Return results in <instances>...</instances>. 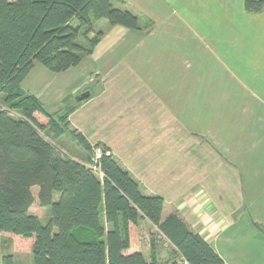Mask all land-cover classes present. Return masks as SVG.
I'll return each instance as SVG.
<instances>
[{"label": "crops", "instance_id": "crops-1", "mask_svg": "<svg viewBox=\"0 0 264 264\" xmlns=\"http://www.w3.org/2000/svg\"><path fill=\"white\" fill-rule=\"evenodd\" d=\"M123 1L151 30L104 25L87 61L102 89L90 85L68 130L106 147L144 195L164 200L162 220L177 214L224 264H264V11L247 14L243 0ZM80 64L55 74L35 63L21 89L51 112L65 98L73 104L90 91ZM230 88L250 97L252 124L241 119L234 128L230 112L244 109L222 108ZM182 104L191 107L188 119L175 107ZM246 128L253 142L245 146ZM171 250L158 251L159 260H171Z\"/></svg>", "mask_w": 264, "mask_h": 264}, {"label": "trees", "instance_id": "trees-1", "mask_svg": "<svg viewBox=\"0 0 264 264\" xmlns=\"http://www.w3.org/2000/svg\"><path fill=\"white\" fill-rule=\"evenodd\" d=\"M123 0H0V235L30 243L32 264H224L210 245L177 215L162 220L164 200L144 195L138 182L101 145L102 178L67 156L54 142L68 131L85 151V138L69 131L79 103L65 98L49 111L21 83L35 63L51 73L77 67L92 54L103 32L93 21L140 31ZM247 14L264 11V0H243ZM92 34V36H91ZM49 210L42 225L29 209L31 189ZM148 220L170 244L171 260L160 261L151 234L146 261L138 226ZM0 264H14L2 253Z\"/></svg>", "mask_w": 264, "mask_h": 264}, {"label": "rangeland", "instance_id": "rangeland-1", "mask_svg": "<svg viewBox=\"0 0 264 264\" xmlns=\"http://www.w3.org/2000/svg\"><path fill=\"white\" fill-rule=\"evenodd\" d=\"M9 1H14V0H9ZM183 2L188 3L189 0H183ZM124 5H125L124 7L128 11L131 10L130 11L131 13L135 12L137 9V7L134 6L133 4L132 5L134 6V9L130 8V6L126 3ZM185 6L187 8L191 7V6L188 7L187 4H185ZM128 8H130V9H128ZM137 14H135V15H137ZM160 17L165 18V16H161V15H160ZM104 25H107V21H105V20L93 21L94 33H96L97 31H100V30L103 31ZM139 26L141 28V30H140L141 33H146V32H150L152 24H147L146 21H143V23L140 22ZM177 27H179V26H177ZM91 36H92V34H91ZM133 54H134V51L129 52L128 56L130 59H132L131 57ZM89 56H86L83 59V61L80 64L81 67L79 68V70L81 69L80 71L83 72L82 73V79H84L85 76H89V78L86 80V85L87 86L89 85L87 87V89L90 90L88 92L91 95L92 87L90 85L92 83H96L99 88H97V90H94V92L100 91L102 89L103 78H102V75L100 74V72L98 74L92 73L91 68H90L91 63L87 62ZM135 56H138V53H136ZM133 66L135 68L139 69L140 65L134 64ZM231 81L232 80L230 79V82ZM134 87L136 88L135 85H134ZM82 91H87V90L83 89ZM166 91H168V90H166ZM216 91H218V90H216ZM223 92L224 93L221 96L223 99L225 98V100H223L224 103L222 105L223 106L222 108H226L227 111H229L230 109H233V107H231V106H233L234 103L238 102L239 104H242V105H239V110H240V108L244 109V112H242V114H241L242 116L240 115V113H239V115H236L238 112H232V113L230 112V121H234L233 122L234 128L236 127L238 121L241 122V119H245L246 124L247 123L252 124V116H251V105L252 104H251L250 97L246 94V92H244L243 90H241L239 88H234V89L230 88L228 91H223ZM227 92H228V94L226 96ZM219 94H221V93H219ZM182 97H183V95H182ZM185 97H188V91L185 93ZM74 99H75V96L72 97V101H75ZM1 103H2V100H1V96H0V105H1ZM246 104H249V105H246ZM61 105H62V102H60V105L56 108V110H58L61 107ZM175 107H177L176 109H179L178 111H182V113L184 112V114L186 116L185 119H188L187 110L189 111L191 107H189L188 105H183V104L181 106H175ZM211 115H214V114H209V117ZM215 116H217V115H214V117ZM214 117H213V120H214ZM231 119H233V120H231ZM204 120H205V118H204ZM251 128H252V125H250L249 129H251ZM249 129L246 130V132H248L247 133L248 136L246 138H244L245 142H246L245 146L248 142H250V144H252V142H253L252 134H251L252 132ZM234 136H236V134ZM236 138L237 137H234L232 139L236 140ZM54 142L56 143V145L59 148H61L67 154V156H69L71 158H75V159H80V160L84 161L86 163V165L91 164V162H92V160H91L93 157L92 149L94 147L102 148L101 145L93 144V145H90L92 148L90 151H85L81 147V145L78 144V142L75 140V138L68 131H66L64 133V135L62 137H60V139H57ZM231 155H235V154L231 153ZM32 196H33L34 201H33V204L31 205L29 211L38 217V219L42 225H46L49 221V210H48V208L42 207L39 205V202L37 199V189L32 190ZM137 233H138L139 249L141 248V250H143L144 253H146V255L149 256V254H150L151 234L153 235V238L156 242L155 243L156 244V252L159 251L160 253H163V254L170 252L171 246L168 243V241L161 234H159L157 232L155 227L150 226V224H148V223L147 224L146 223L140 224L138 226V232ZM30 246H31L30 243H25V241L16 240L15 237H12L10 235H7V234H4V235L1 234L0 235L1 252L5 253V254L11 253L14 264H32V256L30 253Z\"/></svg>", "mask_w": 264, "mask_h": 264}, {"label": "built area", "instance_id": "built-area-1", "mask_svg": "<svg viewBox=\"0 0 264 264\" xmlns=\"http://www.w3.org/2000/svg\"><path fill=\"white\" fill-rule=\"evenodd\" d=\"M93 157L91 164H88L87 167L91 169V171L97 175L100 179L102 178V172L100 170V160L103 155V150L100 147H94L92 149ZM108 155V152L106 153Z\"/></svg>", "mask_w": 264, "mask_h": 264}, {"label": "water", "instance_id": "water-1", "mask_svg": "<svg viewBox=\"0 0 264 264\" xmlns=\"http://www.w3.org/2000/svg\"><path fill=\"white\" fill-rule=\"evenodd\" d=\"M90 97V93L88 91H83L81 93H79L78 95L75 96V102L76 103H81L87 99H89Z\"/></svg>", "mask_w": 264, "mask_h": 264}]
</instances>
